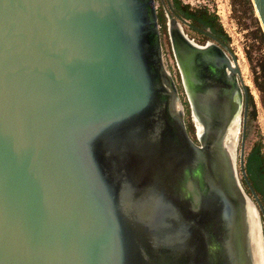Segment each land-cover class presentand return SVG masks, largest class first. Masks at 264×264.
Wrapping results in <instances>:
<instances>
[{
  "label": "water",
  "instance_id": "1",
  "mask_svg": "<svg viewBox=\"0 0 264 264\" xmlns=\"http://www.w3.org/2000/svg\"><path fill=\"white\" fill-rule=\"evenodd\" d=\"M159 1L177 84L155 0H0V264H264L236 57Z\"/></svg>",
  "mask_w": 264,
  "mask_h": 264
},
{
  "label": "rangeland",
  "instance_id": "2",
  "mask_svg": "<svg viewBox=\"0 0 264 264\" xmlns=\"http://www.w3.org/2000/svg\"><path fill=\"white\" fill-rule=\"evenodd\" d=\"M182 5H188L190 9L199 10L207 9L210 13H214L221 25L223 31L228 37L227 45L232 53L235 55L240 73L242 74V81L248 88L249 97H251L252 107L247 110V124L245 135V149H244V169L246 163V157L250 150L255 145H260L261 153L264 156V95L257 89L254 79L258 75L259 70L257 65L264 63V46L261 45L258 40V31H261L259 21L254 11L253 5H247L242 0H179ZM156 10L161 17L160 33L161 44L163 53V62L166 70L170 73L175 81L178 83V74L175 61L172 57L169 47L168 37L166 34V28L164 27V12L159 0H155ZM188 21V20H187ZM184 32L189 37L197 36L184 28ZM186 29V30H185ZM264 37V35H263ZM237 53V54H236ZM241 59V60H240ZM245 64V65H244ZM243 71V72H242ZM249 83V85H248ZM254 91V93H253ZM182 100L184 98L182 97ZM185 109V123L190 137L195 140L194 127L190 122L188 109ZM254 111V116H251V112ZM248 112L250 115H248ZM253 113V112H252ZM236 170L237 176L241 182V171L239 168V143L236 148ZM246 174V173H245ZM247 178V177H246ZM243 190L246 192L245 187L242 185ZM247 194V192H246ZM257 194V193H256ZM248 195V194H247ZM248 197L253 201L252 197ZM260 198V195L257 194ZM263 231V246H264V223L261 221Z\"/></svg>",
  "mask_w": 264,
  "mask_h": 264
},
{
  "label": "trees",
  "instance_id": "3",
  "mask_svg": "<svg viewBox=\"0 0 264 264\" xmlns=\"http://www.w3.org/2000/svg\"><path fill=\"white\" fill-rule=\"evenodd\" d=\"M174 8L179 12L182 18L190 21L193 25L200 28H209L220 40L227 43L228 37L223 31L218 19L214 13H210L207 9L193 10L188 5H182L179 0H171ZM247 5L250 4V0H242ZM160 23H161V17ZM258 40L261 45L264 46V37L261 31H258ZM259 70L258 75L254 79V83L257 89L264 95V63L257 65ZM252 107L251 97L248 98V108ZM253 108V107H252ZM253 112V113H252ZM250 114L253 117L254 111ZM248 112V115H250ZM247 180L252 187L255 194L260 195V202L264 208V156L261 153L260 145H255L250 150L246 157L245 169ZM256 194V195H257Z\"/></svg>",
  "mask_w": 264,
  "mask_h": 264
},
{
  "label": "flooded vegetation",
  "instance_id": "4",
  "mask_svg": "<svg viewBox=\"0 0 264 264\" xmlns=\"http://www.w3.org/2000/svg\"><path fill=\"white\" fill-rule=\"evenodd\" d=\"M169 1L171 3V6L173 7L174 11L176 12V14L181 17V15L179 14V12L174 8V6L172 4V1L171 0H169ZM163 17H164V15H163ZM189 23H190L191 26L190 27L184 26V28H186L190 32L194 33L197 36L198 39H196L194 37H189V35L187 33H185V32L184 33L187 35V37L189 39L193 40V42L196 43L197 45L204 46L207 43L213 42V39L212 38H216L220 42H222L225 46L228 47V45L225 42H223L222 40H220L209 28H200L198 26L193 25L190 21H189ZM164 27L166 28V19H165V17H164ZM183 31H184V29H183ZM184 105L187 107V105L185 103V99H184ZM241 183L245 187V190H246L247 194L252 197L251 192L249 190V187H248L247 183L242 178H241ZM252 199H253V197H252Z\"/></svg>",
  "mask_w": 264,
  "mask_h": 264
},
{
  "label": "bare ground",
  "instance_id": "5",
  "mask_svg": "<svg viewBox=\"0 0 264 264\" xmlns=\"http://www.w3.org/2000/svg\"><path fill=\"white\" fill-rule=\"evenodd\" d=\"M237 54V53H236ZM241 60V59H240ZM245 65V64H244ZM243 72V71H242ZM242 75V74H241ZM248 85H249V83H248ZM253 93H254V91H253ZM196 126H197V128L198 129H200V127L196 124Z\"/></svg>",
  "mask_w": 264,
  "mask_h": 264
}]
</instances>
